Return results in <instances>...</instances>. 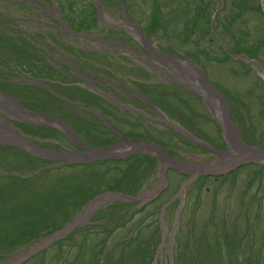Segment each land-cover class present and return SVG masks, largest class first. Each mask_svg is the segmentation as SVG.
<instances>
[{
  "label": "rangeland",
  "instance_id": "1",
  "mask_svg": "<svg viewBox=\"0 0 264 264\" xmlns=\"http://www.w3.org/2000/svg\"><path fill=\"white\" fill-rule=\"evenodd\" d=\"M39 1L37 9L4 4L7 13L33 20L41 18L42 24L24 20L27 32L40 36L35 45L15 38L14 43L24 54L6 50V44L0 41L1 52L11 58L8 66L15 70L12 80L17 82L0 84L8 95L5 98L0 94V263L43 247L47 248L45 252L26 264H57L70 245L63 264H264V156L257 148L264 147V0H121L123 3L119 1L118 5L111 0ZM2 2L5 0H0V5ZM155 3L160 13L153 14ZM124 9L146 33L148 41L140 50L143 54L115 46L101 59L114 72L126 65V72L120 74L125 79L133 75L142 81L139 88L154 103L153 111H145L159 120L155 125L159 130L150 127L148 134L144 123L139 127L120 122L115 116L119 114H109L105 104L84 92H90V87H80L79 93L69 95L79 98L81 104L107 109L122 131H128L132 138L164 147L168 158L179 163L168 158L171 162H165L155 147L140 142L135 147L112 150L124 154L135 148L134 157L128 161L82 164L84 156L64 154L80 151L69 141L68 132L44 120L42 115H32L48 101L54 103L48 112H52L53 106L61 107L64 115L53 116H60L90 147L96 148L94 142L98 140L111 143L118 138L76 117L88 115L65 112L66 105L45 95L41 88L25 85L33 80L30 75L58 79L60 74L49 71L42 63L14 65L13 59L20 58L22 62L24 57L33 64L34 59L42 56L40 49H36L38 46L49 50L58 47L53 42L59 38L57 32L61 33L62 27L53 24L60 10H65L68 20L76 24L72 26L87 24L89 32L82 33L123 39L134 46L140 37L127 22ZM190 15L191 21L187 20ZM212 24L213 31L209 28ZM161 28L169 33L174 48L167 38L154 37L162 32ZM127 33L130 35L126 36ZM212 34H217L222 42L212 38ZM67 42L70 47L76 44L87 48L86 42L78 37L67 38ZM87 43L92 50L108 46ZM225 49L235 56H223ZM0 61L3 65V58ZM197 67L206 69L209 79L227 101L214 93H205L201 68ZM25 74L29 76L23 80ZM163 80L177 87L161 84ZM206 95L208 101L204 99ZM29 99L32 100L27 102ZM125 117L127 122L136 123L132 117ZM227 117L230 127L226 125ZM166 121L215 149V153L172 133L164 126ZM28 122L33 125L48 122L53 128H33ZM245 146L254 151L253 155L243 162L237 160L235 166L228 165L237 154L235 148ZM218 162L221 167L211 171L215 177L203 173L207 169H196ZM164 169L166 186L160 196L137 211L139 206L134 205L150 194L153 196L164 183L160 177ZM205 174L208 176L203 177ZM221 174H225L223 179L216 176ZM188 178L191 180L165 208L164 202ZM102 191L110 192L101 199H91ZM133 193L140 200L132 201L130 210L134 212L127 217L123 210L129 203L125 200ZM116 194L125 195L126 199ZM84 205V212L69 229L48 236L79 214Z\"/></svg>",
  "mask_w": 264,
  "mask_h": 264
},
{
  "label": "bare ground",
  "instance_id": "2",
  "mask_svg": "<svg viewBox=\"0 0 264 264\" xmlns=\"http://www.w3.org/2000/svg\"><path fill=\"white\" fill-rule=\"evenodd\" d=\"M227 126H229L228 123H227ZM229 132L231 134H233L231 129H229ZM231 134L229 135L230 136V139L232 138V135ZM235 149L237 151V154L233 157L232 160H230L228 162V165L233 164V163H236L238 159H241V158H244V157H250V156L253 155V151L247 150L245 147H236ZM164 161L166 162V159L165 158H164ZM214 166H215L214 168H220L221 167V165H220L219 162L216 163ZM203 168H205V167H201L200 166V167H197L196 169L199 170V169H203Z\"/></svg>",
  "mask_w": 264,
  "mask_h": 264
}]
</instances>
